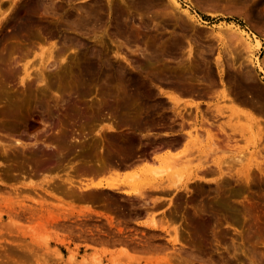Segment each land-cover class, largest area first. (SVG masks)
Listing matches in <instances>:
<instances>
[{
    "label": "rangeland",
    "instance_id": "rangeland-1",
    "mask_svg": "<svg viewBox=\"0 0 264 264\" xmlns=\"http://www.w3.org/2000/svg\"><path fill=\"white\" fill-rule=\"evenodd\" d=\"M177 1L0 0V264H264V0Z\"/></svg>",
    "mask_w": 264,
    "mask_h": 264
},
{
    "label": "bare ground",
    "instance_id": "bare-ground-1",
    "mask_svg": "<svg viewBox=\"0 0 264 264\" xmlns=\"http://www.w3.org/2000/svg\"><path fill=\"white\" fill-rule=\"evenodd\" d=\"M171 1V3L176 7V8H179V3H178V1L177 0H170ZM11 4V3H10ZM9 4V5H10ZM7 5V4H6ZM8 5V6H9ZM12 5V4H11ZM11 7V6H10ZM3 8H6L5 6H3ZM9 8H7V10H8ZM3 10V9H2ZM5 11V10H4ZM216 34H217V32H216ZM220 33H218V35H219ZM221 35V34H220ZM222 37V36H221ZM220 37V38H221ZM239 37L240 38H243L244 37V35L243 34H239ZM244 43H245V47L246 48H250L251 47V41L252 40H249V39H247L246 37H245V39H244ZM259 43L257 42V44L256 45H258ZM250 51V50H249ZM249 51H248V54H249V56H250V53H249ZM251 57V56H250ZM252 58V57H251ZM224 93V92H223ZM226 94H223L222 96L224 97ZM168 97L171 99V96H169L168 95ZM173 101V100H172ZM175 103V102H174ZM196 109L198 110V106L196 107ZM222 109H216V111L218 112V113H222V111H221ZM178 112H180V111H178ZM182 124H183V122L182 123H180L179 125H180V127H182ZM245 131V130H244ZM247 133V132H246ZM254 139V138H253ZM254 144H253V146L254 147H256V141L255 142H253ZM213 146V145H212ZM212 149V148H211ZM210 149V150H211ZM168 150V149H167ZM209 150V149H208ZM211 152V151H210ZM165 153V152H164ZM171 153H173V152H171V151H169V152H167L166 154H163V153H160V152H157V153H155L154 155H153V157L152 158H154V159H156V160H161V159H164V158H167V157H172V156H174V154H171ZM145 158V157H144ZM138 159H140V158H138ZM214 164L215 163H217V167H218V170H219V173L220 174H222V170H221V165H220V162H215V160H214V162H213ZM223 163V162H222ZM221 163V164H222ZM256 167H257V169L260 171V173L264 176V168H262L261 167V165L259 164V163H256ZM217 170V171H218ZM133 171H135L134 169L133 170H126V171H124V172H122L123 174H124V176H130L132 173H133ZM210 173H213V171H208V170H204L203 171V175H206V174H210ZM121 176V175H120ZM244 178H245V181L248 183L249 181H250V170L249 169H247V171H245L244 172ZM202 177H204V176H199L198 175V170H196L195 172H193L192 173V177H190L189 179H188V181H195V180H200V179H202ZM204 179V178H203ZM249 183H251V182H249ZM184 185H188V183H174L173 184V186H170V188L169 189H171V190H178L180 187H182V186H184ZM90 189H107V190H118V191H121L123 194H125V195H127V196H138V197H143V191L142 190H138V189H133V188H129V189H125V190H119V188H118V184L116 183V182H114V181H106V182H101V181H98V182H92V181H90V182H88L87 181V183H80V185H78L77 186V190H78V196H79V192H80V194H81V192L82 191H87L88 192V190H90ZM163 190H165V189H163ZM234 193L236 194H238V191H234ZM233 192H230V195H235ZM220 205H222V206H224L225 204L224 203H222V204H220ZM226 207L227 208H229L230 207V205H226ZM152 221H156V220H152ZM152 221H151V223H152ZM156 225H157V223L156 222H153L152 223V226H151V228H155L156 227ZM153 231H155L154 229H153Z\"/></svg>",
    "mask_w": 264,
    "mask_h": 264
}]
</instances>
